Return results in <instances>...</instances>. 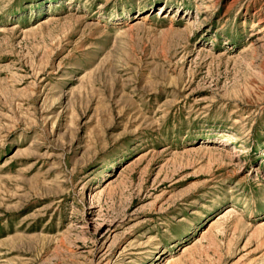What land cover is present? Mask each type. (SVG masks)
Returning <instances> with one entry per match:
<instances>
[{"label": "rangeland", "instance_id": "1", "mask_svg": "<svg viewBox=\"0 0 264 264\" xmlns=\"http://www.w3.org/2000/svg\"><path fill=\"white\" fill-rule=\"evenodd\" d=\"M0 264H264V0H0Z\"/></svg>", "mask_w": 264, "mask_h": 264}]
</instances>
